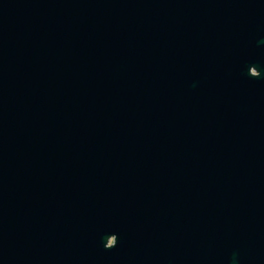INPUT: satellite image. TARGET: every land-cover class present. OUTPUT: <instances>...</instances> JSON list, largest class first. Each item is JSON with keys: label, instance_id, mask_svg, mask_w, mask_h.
<instances>
[{"label": "water", "instance_id": "95a60500", "mask_svg": "<svg viewBox=\"0 0 264 264\" xmlns=\"http://www.w3.org/2000/svg\"><path fill=\"white\" fill-rule=\"evenodd\" d=\"M148 263L264 264V0H0V264Z\"/></svg>", "mask_w": 264, "mask_h": 264}, {"label": "bare ground", "instance_id": "6f19581e", "mask_svg": "<svg viewBox=\"0 0 264 264\" xmlns=\"http://www.w3.org/2000/svg\"><path fill=\"white\" fill-rule=\"evenodd\" d=\"M169 1V0H168ZM199 3V2H198ZM164 4V3H162ZM166 4V2H165ZM167 4H169L167 2ZM196 4V3H195ZM167 6V5H166ZM174 6V5H173ZM165 7V6H164ZM171 7V6H170ZM172 9H170L173 13L175 12V10L173 9V7H171ZM169 10V8H168ZM180 14H183L182 11H179L177 14H175L176 16L180 15ZM175 16V17H176ZM179 19V18H178ZM169 22V21H168ZM187 24V25H190L189 22L187 23V20H184L181 22L182 26L183 24ZM181 26V25H180ZM178 26V27H180ZM170 27V26H169ZM206 28L209 30V26L208 24L206 23ZM211 29V28H210ZM182 30L183 32H190L192 30H190V27L189 26H183L182 27ZM176 33H175V36H174V40H177V43H178V40H182L183 42H192V45L189 47V53H193L196 51H200V47H198L196 45V41L200 39L199 38H194L195 35H193L189 40L187 39V37H180V38H177L176 37ZM173 40V42H174ZM180 42V41H179ZM175 42V45L177 44ZM198 44V43H197ZM194 53V54H195ZM208 54V53H207ZM196 56H198L197 54H195ZM130 75H133V74H130ZM148 77V76H147ZM133 85L132 83V77H131V80H130V83H129V88L133 89V87H131ZM134 88H137V92L136 91H130V92H126L124 94H128V95H136V97L138 96V94H141L142 93V96L144 95V93H146V90L149 89V88H154L156 89V87L154 86L153 84V81L152 79H150L148 82H145V84L141 87L140 84L138 87H134ZM153 91V90H152ZM133 97V96H132ZM85 99L87 100V104L85 105H81L82 109L83 110H79L78 112L84 114L85 116L87 117H96L98 118L99 120H101V124H105L106 122H109L111 125L114 124V120L115 122L120 118L119 117V114H114L116 111L117 113H119V111H123L125 110L126 105H122V103L120 104H113L112 103V96H108V98L106 100H102L101 98H97V97H91V96H85ZM157 99V98H156ZM126 101H128L127 99H125ZM133 101H134V97H133ZM132 101V102H133ZM113 105L115 107H113ZM131 111V110H130ZM102 116V117H101ZM116 117V118H115ZM122 117V116H121ZM87 119V118H86ZM83 120H84V117H83ZM92 120V119H91ZM88 121V120H87ZM108 124V123H107ZM79 127H80V130H81V133H79L84 139H86L88 141V145L83 149V156H82V164H86L88 161V164H94V160H97L96 158H92V156L94 155V151L93 150H90L92 146H94V144H98L99 143V146L103 147V140H104V136H101L100 135V132H97L96 131V124H93V122L89 123V122H83V121H79ZM115 125V124H114ZM106 127V126H105ZM78 140V139H77ZM63 141V140H62ZM84 141V140H83ZM63 146H66L65 144V141L62 142ZM84 144V143H83ZM98 146V147H99ZM97 147V148H98ZM76 148V147H75ZM74 149V148H73ZM103 149V148H102ZM63 150V149H62ZM68 150V149H67ZM65 151V150H64ZM72 153V152H71ZM81 153V152H80ZM99 153V152H98ZM68 155V154H67ZM97 156V155H96ZM71 157V156H70ZM99 157V156H98ZM115 158V157H114ZM70 159V158H69ZM94 159V160H92ZM72 160V158H71ZM78 160V159H77ZM80 160V159H79ZM63 161V160H62ZM70 161V160H69ZM81 161V160H80ZM98 162V160H97ZM111 163V162H110ZM61 166L65 165L66 163H59ZM41 165V164H40ZM93 166V165H92ZM61 168V167H60ZM125 170V168H124ZM126 174V173H125ZM128 180V179H127ZM149 234V233H148ZM141 235V234H140ZM141 237V236H140ZM139 237V238H140ZM142 237H147V234L143 233L142 234ZM144 258V257H143ZM149 264V263H148Z\"/></svg>", "mask_w": 264, "mask_h": 264}]
</instances>
